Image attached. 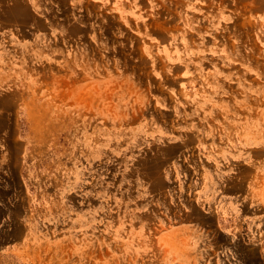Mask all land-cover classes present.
Listing matches in <instances>:
<instances>
[{"label": "rangeland", "instance_id": "obj_1", "mask_svg": "<svg viewBox=\"0 0 264 264\" xmlns=\"http://www.w3.org/2000/svg\"><path fill=\"white\" fill-rule=\"evenodd\" d=\"M127 5L33 61L0 0V264H264V0Z\"/></svg>", "mask_w": 264, "mask_h": 264}, {"label": "crops", "instance_id": "obj_2", "mask_svg": "<svg viewBox=\"0 0 264 264\" xmlns=\"http://www.w3.org/2000/svg\"><path fill=\"white\" fill-rule=\"evenodd\" d=\"M129 1L8 0V4L18 3L29 15L25 19H17L13 26L14 29L6 32L8 33V39H4L8 45H11V52H14L16 57L20 55L18 48L23 53L29 54V56H26V60H70V58L73 59L81 53L83 48L81 45L86 43L84 38L81 37V33L87 27H91V24L94 29L97 19H101L106 12L119 14L128 10L127 3ZM91 18L93 23L90 20ZM71 27L75 29L74 34L70 30ZM80 29L83 32L79 33ZM14 44L17 46L12 47ZM205 186L203 189L205 194H208V188L210 190L212 187L207 184ZM220 188L219 186L215 188L216 201L226 200V204L229 202L232 204L237 203L235 198L231 200L227 196L221 197ZM227 190L234 192L232 187H227ZM210 194L211 192L208 195Z\"/></svg>", "mask_w": 264, "mask_h": 264}]
</instances>
